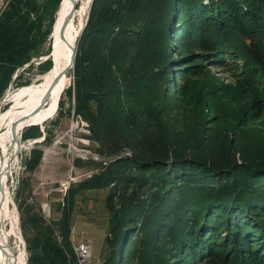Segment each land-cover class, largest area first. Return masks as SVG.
<instances>
[{
  "label": "trees",
  "instance_id": "obj_1",
  "mask_svg": "<svg viewBox=\"0 0 264 264\" xmlns=\"http://www.w3.org/2000/svg\"><path fill=\"white\" fill-rule=\"evenodd\" d=\"M77 1L76 10L87 0ZM62 2L10 0L0 18V97L50 33ZM47 5L51 18L43 34L39 13ZM89 13L70 84L55 115L43 120L52 118L56 127L66 117L81 119L97 159L74 160L91 173L70 185L59 219L47 221L34 201L30 175L42 161L40 145H50L52 136L47 126H29L45 125L43 120L25 125L21 139L37 141L23 162L29 175L15 195L27 264H76L70 239L74 197L100 189L109 191L112 224L103 264L210 258L264 264V137L238 132L264 100L252 101L239 126L218 128L206 116L181 120L176 97L177 78L207 65L239 64L244 77L264 79V0H93ZM61 15L41 60L43 72L53 68ZM236 153L246 168L227 167L235 165Z\"/></svg>",
  "mask_w": 264,
  "mask_h": 264
},
{
  "label": "rangeland",
  "instance_id": "obj_2",
  "mask_svg": "<svg viewBox=\"0 0 264 264\" xmlns=\"http://www.w3.org/2000/svg\"><path fill=\"white\" fill-rule=\"evenodd\" d=\"M89 1L87 0L76 10L73 17L74 20H72L74 30L80 29L86 17ZM59 5L56 12L52 14V27L56 20V15L61 14L62 6ZM47 8L52 7L48 5L42 7V12L39 13L43 34L46 32L51 18L50 10H46ZM52 27L44 41L33 52L31 61L14 71L4 95L10 94V91L7 93L8 90L14 91L13 93L15 94L16 91H19L17 90L18 88L37 83L46 75L45 73L47 72H43V63L45 61L41 60L44 53L50 50ZM56 43L54 48L56 47ZM239 67V64L238 66L226 65L222 67L207 65L201 69L200 73L183 75L181 79L178 77L177 81L181 83V85L177 84V86H180V89L176 93L179 118L185 120L190 116H206L218 128L221 126L226 128L231 122L238 123L239 126L242 122L241 118L245 117L243 112L251 105L252 101L264 100V79L253 72L252 75L250 73L246 78L244 77L245 73L240 72ZM70 76L69 74L66 75L68 83L65 88L70 84ZM46 93L47 91H45ZM36 98H39V95ZM52 101L53 95L51 93L42 110L28 121L21 122L24 120L23 117L25 115L40 104L41 101H38V99L30 105V109L27 110L29 112L25 115H15L13 120L2 124V126L0 125V179L2 184L0 188V203L2 205L0 213L4 209L5 215H12L15 208L17 220L19 219V214L16 205L17 201H15L16 190L21 179H25L29 175L25 172L23 162L30 155L31 149L37 142L32 140L23 141L21 139L22 132L20 134V128L32 120L38 119L42 121L46 118L50 112L46 111L42 114L41 112L50 108ZM12 106L11 99L5 101L0 106V116L11 109ZM254 111L255 115L245 118L244 123L241 124V127L244 129L238 132L239 134L242 133L241 135H248L255 139L258 136L264 137V107L255 109ZM51 120L52 118L46 121L45 125H42V129L44 126H47L52 136V142L48 146L44 144L40 145V148L43 150L42 161L36 171L30 175V183L34 201L45 219L47 221H56L61 216L64 204L63 199H65L70 185L82 181L91 173L88 168L75 167L74 160L76 158L85 159L88 156L97 158L94 155L96 144L90 139L85 122L71 116L64 118L58 126L53 127L49 123ZM18 122L21 123L18 124ZM17 124L18 142L15 143L13 141L12 129ZM208 127L211 128V125ZM2 190L7 195L9 205L6 208L4 207L5 200ZM108 193L107 189L82 190L77 192L74 197L70 220L71 227L83 233L90 240L93 257L101 262V264H103L110 251L109 230L112 224L107 207ZM3 222V230H9L10 221L6 219ZM22 239L24 241L23 237ZM7 244L13 249L14 253L12 255H16L17 257L20 251L19 239L15 236H9ZM193 264L221 263L215 262L213 258H210L207 260L203 259L200 263L194 262Z\"/></svg>",
  "mask_w": 264,
  "mask_h": 264
},
{
  "label": "bare ground",
  "instance_id": "obj_3",
  "mask_svg": "<svg viewBox=\"0 0 264 264\" xmlns=\"http://www.w3.org/2000/svg\"><path fill=\"white\" fill-rule=\"evenodd\" d=\"M89 4L90 2L87 4V7L89 8ZM62 10H61V23L64 19V17L66 16V14L69 12L70 8H71V3L69 2V0H63L62 4ZM88 11V10H87ZM87 15V13H86ZM83 17V16H82ZM74 20V19H72ZM72 20L71 23L68 25V28L66 29V39L67 41L71 44V46L74 45L77 35L79 34L84 21L82 22L80 29L74 30L72 27ZM85 20V19H84ZM60 28V27H59ZM57 43H56V47L53 50V54L51 55L52 57V61H53V68L45 75V76H41L42 80L31 84L19 91H16L15 94H7L6 95V101H8L9 99H11V103L13 104V106L11 107V109H9L7 112H5L3 115L0 116V125L2 126V124H5L11 120H13L15 115H25L28 109H30V105L32 103H34L37 99L38 101L42 100V97L45 94V91H48L49 86L51 84L52 81H54V79L58 76V74L63 70V68H65L66 64L69 61V56L71 53L70 49H67V45L66 42L59 40V29H58V34H57ZM68 83V79L66 76L62 77L58 84L55 86V88L52 90V95H53V101L52 104L50 105V108L46 109L44 112L46 111L53 113L55 111V109L57 108V102L59 100V97L61 95V93L63 92V90L65 89L66 85ZM36 90V91H35ZM35 91V92H33ZM12 95V97H11ZM39 95V98H36V96ZM23 99V100H22ZM41 99V100H39ZM49 113V114H50ZM48 114V115H49ZM20 117V116H19ZM38 120V119H35ZM35 120H32L31 122L27 123L30 124L32 122H34ZM19 121V120H18ZM13 122V121H12ZM26 124V125H27ZM1 177V176H0ZM4 181V180H3ZM2 185V184H1ZM2 193L4 194V202H5V208L8 204L7 201V195L6 192L4 193V190H2ZM9 220L10 221V229L9 230H3V228L1 227V232H0V244L7 246V238L9 236H15L16 238L19 239L20 241V251H19V255L16 257V264H25V258H26V254H25V250H24V242L23 239L21 237V234L19 232V225H18V220H17V213L16 210L14 208L13 210V214L12 215H5V210L3 209L0 213V221H1V225L2 222L4 220ZM4 223V222H3ZM8 253H4L1 249H0V264H13V255L12 253L9 251V249H7Z\"/></svg>",
  "mask_w": 264,
  "mask_h": 264
},
{
  "label": "water",
  "instance_id": "obj_4",
  "mask_svg": "<svg viewBox=\"0 0 264 264\" xmlns=\"http://www.w3.org/2000/svg\"><path fill=\"white\" fill-rule=\"evenodd\" d=\"M92 1H93V0H90L89 8H88V11H87L88 14H87L86 17H85V20H84L83 26H82V28H81L79 34L77 35V38H76L77 41H78V39H79V36H80V34H81V32H82L84 26L86 25L87 20H88V16H89V14H90L89 12H90V7H91V4H92ZM69 2L71 3V8H70L69 12L66 14V16L64 17V19H63V21H62V23H61V25H60V28H59V40H62V41H64V42H66L67 49H70V50H71V53H70V56H69V61H68V63L66 64L65 68H63V70H62V71L58 74V76L54 79V81L51 82V84H50V86H49V89H48L47 93L45 94V96H43V98H42L40 104H39L35 109H33L30 113H28L27 115H25V116L23 117L24 120H22L21 122H23V121H28L30 118L34 117L35 115H37V114L42 110V107H44V106L46 105L47 100H48V98L50 97L52 90H53V89L55 88V86L58 84L59 80H60L62 77L66 76V75L72 70V68H73V66H74L77 41H75L74 45L71 46V44H70V43L67 41V39H66V34H65V32H66V29L68 28V25L70 24L71 20H72L73 17H74V14H75V12H76V8H77V6H78V1H77V0H69ZM52 54H53V53H52ZM9 91H10V94L13 95V92H14V91H12V90H9ZM12 95H11V97H12ZM6 98H7L6 95H4V96L0 99V106H1L3 103H5ZM55 113H56V111H55L54 114H52L50 117H52L53 115H55ZM46 121H47V120H43L42 122L45 123ZM21 122H18V124H20ZM18 124H17L16 126H14L13 129H12L13 141H14L15 143L18 142V138H17V127H18ZM29 126H40V127H42V125H40V124H32V125H29ZM29 126L21 127V128H20V134H21V132L23 131L24 128L29 127ZM40 142H42V140L39 141V143H40ZM234 163H235V165H233V166H227V167H230V168L244 167V168H246L247 165H249L248 163H246V162L243 161V159L241 158V155H240L239 153H236ZM245 165H246V166H245ZM227 167H226V168H227ZM226 168H224V169H226ZM1 187H2V185H1V179H0V188H1ZM1 208H2V205H1V203H0V210H1ZM18 222H19V224H18V225H19V232H20V234H21L20 221H19V219H18ZM1 227H2V225H1V221H0V232H1ZM21 236H22V234H21ZM23 242H24V241H23ZM0 249H1L4 253H8V252H7V249H9V251H10L11 253H14L12 247H11L9 244H8L7 246L0 244ZM24 250H25V254H26L25 264H27L28 258H27V251H26V245H25V243H24ZM13 259H14V260H13V264H16V255H13Z\"/></svg>",
  "mask_w": 264,
  "mask_h": 264
},
{
  "label": "built area",
  "instance_id": "obj_5",
  "mask_svg": "<svg viewBox=\"0 0 264 264\" xmlns=\"http://www.w3.org/2000/svg\"><path fill=\"white\" fill-rule=\"evenodd\" d=\"M9 2L10 0H0V16H2L8 8ZM70 239L76 264H101V262L93 257L91 242L83 233L71 227Z\"/></svg>",
  "mask_w": 264,
  "mask_h": 264
}]
</instances>
